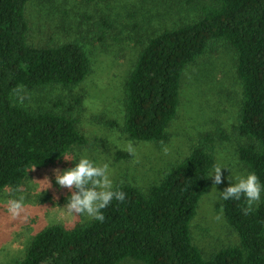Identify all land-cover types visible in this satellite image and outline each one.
Listing matches in <instances>:
<instances>
[{"label": "trees", "instance_id": "obj_1", "mask_svg": "<svg viewBox=\"0 0 264 264\" xmlns=\"http://www.w3.org/2000/svg\"><path fill=\"white\" fill-rule=\"evenodd\" d=\"M30 1L0 0V193L6 187L19 189L33 167L50 166L88 143L73 116L33 111L15 101L20 89L78 87L91 73L89 53L78 42L54 47L28 43ZM214 42L237 53L242 87L237 130L246 140L239 159L264 184V0H215L197 22L150 37L125 82L124 130L135 141H167L178 116L184 74ZM81 101L75 99L77 105ZM215 164L213 153L197 146L147 192L132 184L115 186L125 200H113L103 209V222L46 227L15 264H121L127 259L143 264H264V198L247 214L243 198L223 200L238 244L206 257L193 241L192 221L210 187L205 177Z\"/></svg>", "mask_w": 264, "mask_h": 264}, {"label": "rangeland", "instance_id": "obj_2", "mask_svg": "<svg viewBox=\"0 0 264 264\" xmlns=\"http://www.w3.org/2000/svg\"><path fill=\"white\" fill-rule=\"evenodd\" d=\"M214 4L215 0H31L26 9L28 43L54 47L78 42L89 53L91 73L78 87L20 89L15 101L33 111L54 110L76 118L88 143L65 156L86 154L97 164H107L113 188L132 184L147 192L197 146L212 152L216 164L228 166L233 174L249 173L238 154L246 140L237 130L242 104L237 53L223 42L212 43L208 53L187 68L178 116L168 129L167 141H135L124 130L125 82L146 41L166 29L197 22L203 9ZM77 98L82 99L79 105ZM111 121L116 125H110ZM128 144L134 146L131 157H118L119 152L129 153ZM73 166L63 157L50 166L33 167L17 189L26 204L17 220L8 219L2 204L15 189L6 187L0 193V264L24 258L35 235L46 227L74 228L91 221L85 216L62 215L60 209L70 193L55 184L54 170ZM230 175L222 169V179ZM45 179L51 184L46 189ZM229 183L225 179L215 187L222 191ZM212 188L210 178L191 225L193 241L206 257L240 241L226 221L223 200L213 199ZM263 198L264 194L260 202ZM121 264L143 263L127 259Z\"/></svg>", "mask_w": 264, "mask_h": 264}, {"label": "clouds", "instance_id": "obj_3", "mask_svg": "<svg viewBox=\"0 0 264 264\" xmlns=\"http://www.w3.org/2000/svg\"><path fill=\"white\" fill-rule=\"evenodd\" d=\"M129 153L134 152L132 144L127 145ZM66 161L74 162V166L63 170H54L55 184L60 188H67L69 195L65 198L66 203L62 210V215L68 217L85 216L88 219L103 222L105 216L103 209L107 208L113 201L123 202L125 193L113 188L109 166L107 164H97L86 154L69 157L64 155ZM35 168V167H34ZM222 169L229 170L231 175L222 179ZM207 178L213 181V199L218 200H240L244 199L248 211L253 205L258 204L264 194V184L254 172L233 174L232 170L221 163H217L209 170ZM228 180L229 186L222 191L216 189L224 180ZM47 186L51 184L45 179ZM42 189V190H44ZM18 190H13L6 194L2 201L3 208L9 220H17L26 211L25 199L17 194Z\"/></svg>", "mask_w": 264, "mask_h": 264}]
</instances>
